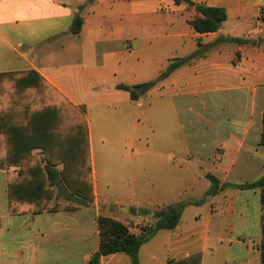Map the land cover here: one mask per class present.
Instances as JSON below:
<instances>
[{"label":"crops","instance_id":"obj_1","mask_svg":"<svg viewBox=\"0 0 264 264\" xmlns=\"http://www.w3.org/2000/svg\"><path fill=\"white\" fill-rule=\"evenodd\" d=\"M190 1L223 9L226 20L216 32L198 34L189 22L200 14L172 0H0V78L33 82L34 72L39 77L37 86L24 89L43 86L50 97L55 92L72 106L84 108L93 181L99 178L91 115L99 130L108 126L134 129L150 122L166 126L168 134H163L159 150L148 160L158 164L157 185L172 195L158 208L202 202L187 206L174 230L158 231L166 232L161 264H261L260 191L239 186L254 183L264 174V147L259 145L264 112V0ZM76 18L81 25L74 34ZM196 53L198 58L159 80L137 101L117 88L154 81L171 63ZM15 92L18 89L3 90L0 97ZM19 109L28 123L8 122L10 109L0 108L3 147L37 144L33 142L38 128L33 122L35 109ZM41 128L47 132V123ZM103 146L100 139L98 147ZM35 151L40 152L31 153ZM9 172L0 170V264H20L10 260L20 254L21 247L20 236L13 232L11 237L5 230L11 219L20 220L17 232L33 226L29 264H38L44 256L65 263L80 257L88 264L98 250V217L85 206L74 210L47 206L43 213L31 215L29 223L27 214L11 216ZM183 176L189 186L197 187L196 195H189L191 188H182ZM132 201L130 196L117 200L116 210L131 213L138 206ZM21 219L25 223L20 227ZM6 241L17 245L11 250ZM148 242L137 253V264ZM156 261L149 255L145 263ZM99 264H133V260L115 254L101 257Z\"/></svg>","mask_w":264,"mask_h":264},{"label":"trees","instance_id":"obj_2","mask_svg":"<svg viewBox=\"0 0 264 264\" xmlns=\"http://www.w3.org/2000/svg\"><path fill=\"white\" fill-rule=\"evenodd\" d=\"M175 4L186 3L200 14L189 22L193 30L198 34L216 32L226 20V13L221 8L195 5L190 0H172ZM81 20L76 18L72 33L80 30ZM237 43H241L238 41ZM200 53L191 55L186 59L171 63L160 76L151 82L134 86H118L117 88L129 94L131 101H137L145 95L155 84L166 78L178 67L189 64L198 58ZM33 82H14L0 78V90H15L18 86H31L35 88L38 75L34 72ZM49 109L46 112L33 113V122L37 123V129L33 135L37 136V144L0 145V170L17 169L15 176L7 175V201L8 211L11 216H22L29 212L39 215L47 207L50 200L47 190L44 189V181L53 182L56 178L61 180L70 189V192L82 198L85 203L91 201V169L89 157V141L87 124L84 118V108H76L68 103L58 93H53L47 103ZM47 123V132L40 127ZM43 125V126H41ZM45 134L47 138L45 139ZM40 142V143H39ZM259 145L264 147V112L262 114V132ZM39 150L45 155L42 168L30 157L31 151ZM61 166V170L55 168ZM216 185V180L211 179ZM241 190L258 189L260 191V245L258 247L260 263L264 264V174L254 183L239 186ZM214 191L209 192L213 194ZM202 199L192 202H181L174 206H168L156 211L155 223L149 228H143L138 235L131 234L128 228L118 221L107 217H98L96 226L98 232V250L93 253L88 264H99L101 257L115 254H125L136 263V255L140 248L148 242L156 232L160 230L172 231L177 226L181 212L189 205H199ZM16 206L18 207L16 209ZM23 208V209H22ZM167 264H183L169 261ZM186 264V263H184ZM189 264V263H187Z\"/></svg>","mask_w":264,"mask_h":264},{"label":"rangeland","instance_id":"obj_3","mask_svg":"<svg viewBox=\"0 0 264 264\" xmlns=\"http://www.w3.org/2000/svg\"><path fill=\"white\" fill-rule=\"evenodd\" d=\"M8 77L12 78V76ZM2 91L3 90H0V94L3 96L4 93H2ZM49 100L50 94L46 92V89L43 86H39V88L29 91L24 89V87L22 88L21 86H18V92H15L10 97L9 95L5 99L0 97V108L7 107L10 109L9 111H11V113L9 114L8 122L26 124L28 123L26 122L27 117L23 113V110L19 108L33 106V109H35L33 110V113L40 114V112H46L45 110L49 109L42 108V106H47ZM90 118L92 120V134L95 138L94 141L97 144V150L95 152V169L99 178V182L97 180L93 181V179L90 180L91 201L85 203L82 198L73 195L70 192V189H68L61 180L56 178L50 185L44 181V189L47 190L50 198L47 202V206H56L53 209L63 207L68 210H74L81 206H85L94 216L111 218L125 225L129 232L138 234L141 229L149 228L154 225V215L156 211L160 210V202L164 199H169L172 196L168 195V191L162 188L160 184L157 185L158 164L148 161L149 159H153L151 154L156 153L159 150L160 138L163 134L167 135L169 131L166 129L165 125L158 126V123L152 122L149 124L141 123L137 127H134V129H118L113 126H108L107 128L99 130L97 129V121L95 120L94 115H91ZM108 124H110V119H108ZM100 139L104 140V146L101 149L98 147ZM125 139H127V142L124 144L123 140ZM30 157L32 160L36 161L40 168L43 167L45 155L41 152L35 151L30 154ZM55 169L60 171L61 166H57ZM129 170H131V173L133 174V180L132 177H129ZM5 171H10V175H16L18 172L17 169L12 168L11 170L8 169ZM188 180L187 177H182V188H191V191H188V193L190 196H194L197 194L198 189L197 187L189 186L190 184ZM98 184L101 191H99ZM93 192H96V194H93ZM127 196H130V198L132 197V202L135 204L137 203L138 205L133 207L136 211L135 215H132L130 212L122 213L121 211L119 212L116 210L114 202ZM149 200L159 204L154 206L145 205L144 202H148ZM182 200H184V198ZM17 208L18 207L16 206V209ZM27 215L29 216H27L26 222L29 223L31 219L33 220L31 217L33 214L32 212H29ZM109 215H112V217ZM139 218L144 219L136 221ZM18 220L15 221L17 222ZM22 220L23 219H21V221ZM24 220L20 227L25 223ZM186 220L187 225H189L191 219L187 217ZM10 221L12 222H6L5 230H9L11 237H13V232L18 234L21 241V247L19 248L20 254L10 260L20 264H29L30 259L33 258V255L29 252L31 249V239L33 238V226L29 231L17 232L20 220L17 223H15L13 219ZM5 233L6 231L4 234ZM155 234V237H153L141 249V264H147L145 262L148 260L149 255H154L157 258L156 264H161V255L164 251L162 245L166 237V232L161 231L156 232ZM6 240H8V238H6ZM5 244L11 250L17 245L11 241H6ZM83 263L84 262L80 257L71 259V262L65 263L60 258L54 259L47 256L41 257V262H38V264Z\"/></svg>","mask_w":264,"mask_h":264},{"label":"water","instance_id":"obj_4","mask_svg":"<svg viewBox=\"0 0 264 264\" xmlns=\"http://www.w3.org/2000/svg\"><path fill=\"white\" fill-rule=\"evenodd\" d=\"M121 212H122V213H127V210L124 209V208H122V209H121ZM131 214H132V215H135V214H136V211H135V210H131Z\"/></svg>","mask_w":264,"mask_h":264}]
</instances>
